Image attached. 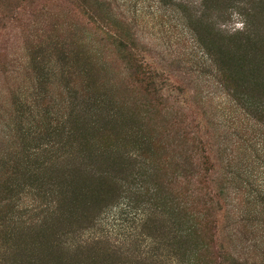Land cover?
I'll return each mask as SVG.
<instances>
[{"label":"rangeland","instance_id":"obj_1","mask_svg":"<svg viewBox=\"0 0 264 264\" xmlns=\"http://www.w3.org/2000/svg\"><path fill=\"white\" fill-rule=\"evenodd\" d=\"M243 13L261 39L264 0H0V264H264Z\"/></svg>","mask_w":264,"mask_h":264},{"label":"trees","instance_id":"obj_2","mask_svg":"<svg viewBox=\"0 0 264 264\" xmlns=\"http://www.w3.org/2000/svg\"><path fill=\"white\" fill-rule=\"evenodd\" d=\"M246 15H249L247 13H243L241 14L242 18L244 19V29L242 32H238V40L241 38V41L244 44L248 45V42L250 41H253V39L256 37L255 40H257L260 44V46H258V48H262L263 45H262V42H264V29L261 31L262 35L261 36L262 38H260V34H255V32H253V30L251 29L250 25L248 24L247 20L245 19ZM259 37V38H258ZM233 38H237L236 35L234 34L233 35ZM254 47V46H253ZM239 49V48H237ZM262 50V49H261ZM260 51V49H259ZM248 53L250 55H248ZM246 55H248L250 57V60H238V62H235L237 64L235 65H238V71L241 72L243 71V73H247L249 74V76H253V74H255V66H252L251 68V63H253V61L255 60L256 58V53H254V50H253V53L251 52V50L249 52H246ZM251 97L249 98H244L242 99L241 102V105L244 107V109L248 112L249 115H252V117H255L258 113H264V104H261V103H258L256 101H252L250 99ZM186 241H188V237H184Z\"/></svg>","mask_w":264,"mask_h":264}]
</instances>
